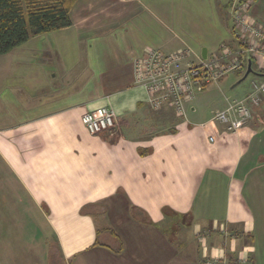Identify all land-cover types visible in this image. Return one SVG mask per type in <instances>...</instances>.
Returning <instances> with one entry per match:
<instances>
[{
    "label": "crops",
    "instance_id": "crops-1",
    "mask_svg": "<svg viewBox=\"0 0 264 264\" xmlns=\"http://www.w3.org/2000/svg\"><path fill=\"white\" fill-rule=\"evenodd\" d=\"M195 1L77 0L73 24L45 33L51 47L28 41L0 55L33 50L39 64L29 90L0 91V159L53 238L27 245L17 213L0 235V264H47L53 250L65 264H264V101L231 133L210 123L212 110L186 107L184 119L169 105L151 108L135 83L134 59L149 48L203 57L232 41V0L214 1L208 35L184 24ZM251 15L264 24V0ZM46 61L58 62L46 72ZM249 74L264 80L251 60L221 84L237 90ZM99 107L115 111L116 125L91 133L82 116Z\"/></svg>",
    "mask_w": 264,
    "mask_h": 264
},
{
    "label": "built area",
    "instance_id": "built-area-1",
    "mask_svg": "<svg viewBox=\"0 0 264 264\" xmlns=\"http://www.w3.org/2000/svg\"><path fill=\"white\" fill-rule=\"evenodd\" d=\"M253 2L232 0L230 14L237 35L242 33L250 38L258 37L261 46L258 43L257 52L264 59V25H256L252 19L250 9ZM248 50H255V46ZM243 58L242 49L238 51L227 43L206 59L191 48H182L173 53L149 48L134 59L135 83L146 89L151 108L158 110L169 105L179 116H183L187 99L195 87L217 82L225 75L241 70ZM263 101L264 82H254L252 90L245 97L229 100L224 109L213 115L210 123L221 124L227 132L235 133L250 120L253 110L260 107ZM82 121L91 133H102L115 127L116 113L112 108L99 107L86 112ZM210 140H213V136Z\"/></svg>",
    "mask_w": 264,
    "mask_h": 264
},
{
    "label": "rangeland",
    "instance_id": "rangeland-1",
    "mask_svg": "<svg viewBox=\"0 0 264 264\" xmlns=\"http://www.w3.org/2000/svg\"><path fill=\"white\" fill-rule=\"evenodd\" d=\"M214 1L216 0H196L195 5L191 8H186L185 15L188 17L189 15H194L195 19L192 20L190 18H186L184 21V24L187 26L192 27L196 24V26L201 25L202 34L208 35L213 33V25L215 24L214 14L212 11L213 6H215ZM175 8L178 7L176 10L179 11V3H174L173 5ZM252 9V7H251ZM250 9V14H251ZM230 13V10H229ZM231 16V14H230ZM256 25H264L260 21H257L253 18ZM147 21V20H146ZM231 24L232 21H231ZM219 34V33H218ZM216 34V39H225L229 37H221V35ZM246 34H239L237 35L236 39L237 41L236 46H232V48L237 49L238 51L240 49L244 52V58L242 59L244 62V66L241 70L229 73L225 75L224 77H230V79H234L236 82L240 79L238 78L237 74L244 75V73L247 70L249 62L252 60V66L255 72L262 73L264 75V59L262 58V54H259L257 52V47L261 43L258 41L257 36H245ZM53 34H43L42 36H31L28 45L24 47H33L36 45H40L41 48H48L51 47L53 44ZM239 40V41H238ZM254 42V43H253ZM233 43V42H231ZM253 43V44H251ZM259 43V44H258ZM255 46V50H248L251 47ZM257 45V46H256ZM25 49V48H24ZM22 50V49H21ZM22 52H16L13 56H10L9 58H3L0 56V61H4V80H0V91L3 90V95H6L8 92V89L12 92L18 91L19 93L22 92L21 87L25 89H30L32 86L33 79L36 76V71L39 67V64L36 61L35 55L33 53V50H28ZM80 54V51H71L70 57L68 61L72 62L74 59L78 58ZM44 60V56H42ZM51 60V59H49ZM36 61V62H34ZM58 61H53V63H44L42 65L43 70L46 72H49L51 69L50 67L56 66ZM0 68H2V65H0ZM2 71L0 70V79L3 77L1 75ZM237 73V74H236ZM3 74V73H2ZM223 77V78H224ZM259 76H254L253 74H249L248 77L243 78L242 82L239 84V87L237 90L231 89L230 84L228 85L221 84V81L223 78L219 79L217 82H213L210 84H202L203 87H195L193 89V92L191 93V96L189 99H187L185 107H188L190 110H205V111H211L214 112V114L218 111L217 107L224 102L228 104L229 100H233L236 97V94L241 95L245 94V92L249 93L253 88V83H261L264 82V80L255 79ZM240 92V93H239ZM1 93V92H0ZM227 106V105H226ZM225 106V107H226ZM186 108L185 113L183 115V118L186 119ZM224 127V126H223ZM8 170L4 169L3 162L0 159V235L2 232L8 234L14 229L12 225H9L13 221V217L17 213L20 215L22 213L25 214L24 221L27 222V227L25 231L26 236V244L28 245L31 243L34 239L36 240V245L40 244L42 247L45 248L46 242H45V236L47 234L48 241L52 242V234L49 233V227L46 223L45 218L42 216V214L37 210L36 208V201L29 196L26 192V196L22 197L21 195V189L17 186L15 182H17L13 177H9ZM10 188V189H9ZM15 193L13 195L12 193ZM11 196V198H10ZM18 200V201H17ZM35 201V202H34ZM10 206L11 209L7 210V207ZM43 208H45V205H42ZM35 207V208H34ZM23 210L24 212H22ZM43 212V211H42ZM44 213V212H43ZM19 218V220H23ZM9 220L10 223H7L6 221ZM179 220H176V223ZM182 222V221H181ZM175 223V226H177ZM33 224L35 225V228L33 229ZM9 225V226H8ZM174 226V227H175ZM40 239V243H39ZM54 251V250H53ZM55 255L52 257L51 253V259L50 262L47 264H65L66 261L61 260V257L56 256V252H53ZM58 254V253H57Z\"/></svg>",
    "mask_w": 264,
    "mask_h": 264
},
{
    "label": "trees",
    "instance_id": "trees-1",
    "mask_svg": "<svg viewBox=\"0 0 264 264\" xmlns=\"http://www.w3.org/2000/svg\"><path fill=\"white\" fill-rule=\"evenodd\" d=\"M76 2L77 0H0V55L28 42L31 36L70 27L73 24L71 11ZM231 21L233 23L232 17ZM236 31L234 23L231 24V42L237 41ZM231 42L227 44L236 46ZM53 252L52 257L55 255ZM56 256L58 257L57 252Z\"/></svg>",
    "mask_w": 264,
    "mask_h": 264
},
{
    "label": "water",
    "instance_id": "water-1",
    "mask_svg": "<svg viewBox=\"0 0 264 264\" xmlns=\"http://www.w3.org/2000/svg\"><path fill=\"white\" fill-rule=\"evenodd\" d=\"M202 56H203L204 59L207 58V50H206V49L203 50V52H202ZM250 71H251V67H250V69L248 70L247 74H248ZM247 74H246V76H247Z\"/></svg>",
    "mask_w": 264,
    "mask_h": 264
}]
</instances>
